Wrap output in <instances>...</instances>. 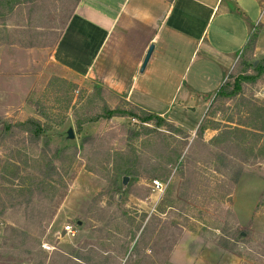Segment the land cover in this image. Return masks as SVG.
Here are the masks:
<instances>
[{
  "label": "rangeland",
  "instance_id": "obj_1",
  "mask_svg": "<svg viewBox=\"0 0 264 264\" xmlns=\"http://www.w3.org/2000/svg\"><path fill=\"white\" fill-rule=\"evenodd\" d=\"M195 1L193 42L216 0ZM239 1L223 0L221 7L230 14H218L206 26L210 37H220L227 54L236 51L214 54L210 62L179 58L184 62L177 66L150 59L133 97H140L143 109L96 82L64 80L59 74L23 97L3 90L6 83L0 82V264H264V73L253 69L264 59V39L256 49L261 26H255L254 50L240 54L232 67L246 41ZM252 1L248 4L253 7ZM133 2L110 29L102 59L119 60V37L135 53L140 49V41H129L125 28ZM183 2L178 0L176 10ZM119 3L112 0V7ZM5 4L0 7L7 9ZM111 19L102 16L98 24L84 25L89 55L103 41ZM133 60L124 57L125 74ZM236 77L242 83L239 93L215 99L223 79ZM117 107L138 115L142 110L164 112L172 121L163 118L166 124L157 128L133 116H107V110ZM30 117L55 128L49 148L23 134L19 123ZM200 123L207 128L198 135ZM235 126L257 136H239L238 148L212 144L220 130ZM69 128L72 139L67 138ZM54 147L66 152L48 167L46 158ZM9 158L17 162L6 167ZM126 162L134 164L136 175L129 176L122 190L123 175L115 171ZM11 163L19 170L16 179ZM29 175H48L55 199L64 193L56 208L44 197L46 191L37 188L30 202L27 194L18 196V185L28 183ZM154 179L162 183L161 190L150 187ZM32 223L36 227L23 235ZM67 224L73 234L65 232ZM25 238L31 239L29 251ZM138 238H146L140 249L134 247Z\"/></svg>",
  "mask_w": 264,
  "mask_h": 264
},
{
  "label": "crops",
  "instance_id": "obj_2",
  "mask_svg": "<svg viewBox=\"0 0 264 264\" xmlns=\"http://www.w3.org/2000/svg\"><path fill=\"white\" fill-rule=\"evenodd\" d=\"M0 1L2 4L6 3L5 6L8 5L7 9L0 7V82L6 83L3 90L11 91L17 97L27 96L30 89L41 82L51 81V76L59 74L64 80L73 81L74 78L96 82L142 108L140 97H133L138 88L139 76L150 59L158 62L162 60L164 65L177 66L184 62L179 61V58L183 60L188 56L190 62L196 58H204L202 60L210 62L209 57L214 54L224 53L230 56L232 51H236L232 50L227 54V51L220 48V37H210L206 29L210 20L218 14H230L228 8L221 7L223 0H216L212 7L201 1V6L209 7L211 12L205 28L194 42L193 36L196 32H190V26H194L198 14L191 5V2L196 3L195 0H184L178 10V0H135L131 5L133 9L127 13L125 28L130 32L129 41L138 39L142 45L135 53L134 47L125 45L123 40L126 38L119 37L122 45L115 46L116 55L119 57L117 64L110 58L102 59L101 48L110 29L122 18L131 0H120L115 9L112 7V0H18L15 3ZM248 1L251 0H240L236 8L243 16V22H240L245 43L254 27L261 26L256 46L258 49L259 43L264 39V0H258L260 3L253 0V7ZM107 15L112 18L109 28L91 56L88 53L89 36L84 34L83 27L90 21L98 24L101 17ZM150 45H153V51L141 71L140 67ZM202 47V54L199 55ZM196 51L198 52L195 53ZM241 52L239 50L238 56L232 60V67ZM125 56L134 59L133 64L130 63L132 69L128 74L121 68L128 63L123 62ZM110 72L113 74L108 76L107 73ZM25 83H31V86H25ZM142 91L145 93L142 96L148 94V90ZM156 114L172 121L164 112Z\"/></svg>",
  "mask_w": 264,
  "mask_h": 264
},
{
  "label": "trees",
  "instance_id": "obj_3",
  "mask_svg": "<svg viewBox=\"0 0 264 264\" xmlns=\"http://www.w3.org/2000/svg\"><path fill=\"white\" fill-rule=\"evenodd\" d=\"M7 1H11V3H15L18 0H6ZM8 3V2H7ZM259 32L257 30L253 31L247 42L245 43L241 54L243 53H247V52H252L255 48L256 45V41L258 38ZM253 64H251L252 66ZM253 69L256 71V73L258 75H261L262 73H264V59L262 61H260L256 66H253ZM241 80L239 79V77L236 78H228L226 79L221 85L220 87L217 89L216 93H215V99H229L232 98L234 96H236L239 91L241 90ZM126 103L129 105L130 103H128L126 101ZM142 115H138V114H134L133 112L130 111H126L125 109H121L119 107L114 108V109H110L107 110V116H133L137 119H139L140 121H142L143 123H152L154 124L155 127L159 128L160 126L166 124L165 119H163L161 116H159L158 114L154 113V112H147L142 110L141 111ZM247 126V125H246ZM19 127H21V130L23 132V134H25L28 138L32 139L31 141H36V142H41L43 144L44 148H49L50 143H51V138H52V134H53V130H55V128L49 124V123H44L42 122L40 119H37L35 117H30L28 119H26L24 122L19 123ZM207 127L204 126L202 123H200L196 129V134L201 135L203 133V131L206 129ZM217 129L218 128H214ZM254 130H260L257 128H254ZM246 135H250V136H257V133L255 131H251L249 129H244L241 128L240 126H235V127H225V129L220 130L218 132V134L216 135V137H214V139H212V144L215 145H221V144H225V146H235L236 148H238L237 146V140L239 136H246ZM253 143H251V147H250V152H252L253 150ZM53 155L51 156V158L48 160L46 158V164L48 165V167H51L53 164H55V162H59L61 161V159L63 158L64 153L66 152L65 148H59V147H54L53 148ZM249 152V153H250ZM9 162H17L11 158L7 159L6 161H4L5 166H9L10 163ZM12 164V163H11ZM14 164V163H13ZM12 164V166L15 168L14 173H13V177L14 179H16L19 175V170L17 167H15ZM46 165V166H47ZM54 167V166H53ZM51 169V168H50ZM53 169V168H52ZM116 174H120V175H136V169L134 168V164H132L131 162H126L124 164H122L121 166H119L116 171H115V175ZM48 175H45L44 177H42V179H38V177H36L35 175H29L28 179V183H20L18 186V196H23L25 194H27V201L26 202H30L33 192L34 190L37 188V190L40 191H46L44 194V197L48 199V202L51 203L52 206H54L55 208L59 205L60 201L62 200V198L64 197V193L58 194V196L55 199V192H56V188L55 187H51L47 185V182L50 180V177ZM24 184V185H22ZM48 189H52V190H48ZM54 192V193H53ZM50 193H53L52 195H50ZM43 197V196H42ZM3 214V213H0ZM33 227H36V224H30V226L28 225L26 227V229L23 230V235L29 236V229L31 230ZM29 228V229H28ZM19 232V231H18ZM146 239V238H138V240L136 241L134 247L136 249H140L142 247V243L141 240ZM25 242V248H27L29 251L31 248V239L29 238H25L24 240ZM174 244V243H172ZM171 244V245H172ZM28 260L30 259V257H27ZM128 264V263H126Z\"/></svg>",
  "mask_w": 264,
  "mask_h": 264
},
{
  "label": "water",
  "instance_id": "obj_4",
  "mask_svg": "<svg viewBox=\"0 0 264 264\" xmlns=\"http://www.w3.org/2000/svg\"><path fill=\"white\" fill-rule=\"evenodd\" d=\"M152 51H153V45H150L149 48L147 49V52H146L145 57L143 59L142 65L140 67L141 71L144 70V68H145V66H146V64H147V62H148V60L150 58V55H151ZM67 138H69V139L74 138V135H73V132H72L71 128H69L67 130ZM129 181H130V177L129 176H126V175L121 176V186H122L121 188H122V190H124L126 188V186L129 183Z\"/></svg>",
  "mask_w": 264,
  "mask_h": 264
},
{
  "label": "built area",
  "instance_id": "obj_5",
  "mask_svg": "<svg viewBox=\"0 0 264 264\" xmlns=\"http://www.w3.org/2000/svg\"><path fill=\"white\" fill-rule=\"evenodd\" d=\"M150 187L152 188V190H161L162 183L154 179L151 181ZM64 230L66 233H70V234L74 233L73 226L70 224H67L66 226H64Z\"/></svg>",
  "mask_w": 264,
  "mask_h": 264
}]
</instances>
